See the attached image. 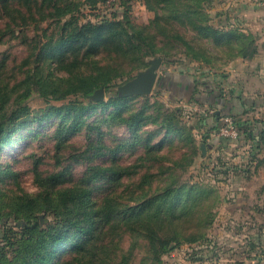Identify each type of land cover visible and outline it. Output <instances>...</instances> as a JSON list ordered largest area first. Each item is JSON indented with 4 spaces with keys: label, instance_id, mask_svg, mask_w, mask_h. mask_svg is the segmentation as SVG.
Masks as SVG:
<instances>
[{
    "label": "rangeland",
    "instance_id": "1",
    "mask_svg": "<svg viewBox=\"0 0 264 264\" xmlns=\"http://www.w3.org/2000/svg\"><path fill=\"white\" fill-rule=\"evenodd\" d=\"M213 3L214 0L204 4L211 17L210 23L217 26L222 23L228 24L229 20H220L215 17L216 10ZM12 6L20 8L19 0H14ZM157 13L150 9L146 0H105L96 7L81 4L74 12L81 23L102 22L107 19L130 20L136 26L145 28L146 33L152 36L157 52H153L151 46H144L139 50L137 55L141 57L139 59L142 62L141 65L133 60L122 63L113 62L106 53L97 56L100 59V65L105 66V70L112 69L119 76L113 80L116 84H113L110 92H114L140 71L148 68L150 61L156 57L162 58L159 74L164 66L169 72L193 75L219 88L217 86L219 78H224L227 72L226 66L230 60L225 62L219 55L221 62L215 63L217 61L215 55L212 57L215 64H210L202 58H196V54L186 46V40L195 47L201 48L199 54L207 52L202 50L204 47H207L210 52L216 53V50L212 48V44H208V41L199 37L198 32L194 30L193 22L168 20L167 14L172 12L168 10L165 12L161 7ZM42 16L43 14L39 13L35 17H29L30 20H15L13 16L6 15L0 9V114L25 105L38 109L48 103L55 106H64L72 102L77 106L87 103L80 91L66 92L74 87L78 72L97 70L91 62L87 64L88 66L83 64L77 67L71 66L75 71L74 74L57 66L55 74L64 82L62 92L65 93V97L61 99L47 100L37 91L23 99L24 95L18 91L16 83L25 77L28 63L33 64V55L37 53L42 42L59 35L60 25L64 21L54 20L50 15L42 19ZM199 21L196 20V22ZM47 61L49 62V59ZM143 62H145L144 67ZM53 65L56 67V64ZM199 88L198 90H203L202 86ZM98 90L100 89L96 91ZM171 93L168 88L154 87L150 94L137 96L127 101L125 116L135 115L140 111L144 114L137 139L124 121L109 117L102 122L100 116H107L113 110V105H109L106 111L99 106L91 114H85L84 119L89 122V125L64 135L66 137L61 141L57 130L61 116L58 115L49 118L41 126L38 123H31L14 131L8 138V143L0 147V217L5 214L10 216L0 219V252L5 251L7 256L13 257L18 244L24 237L25 232L17 225L18 220H16V217L24 216L26 211V209L20 210V196L39 195L44 188L42 183L45 178L54 173H61L64 180L58 188L77 184L86 173L88 176V168L91 165L100 163L103 167L113 165L116 170L121 169L126 173L122 179L115 177V180L110 181V178L100 177L95 182L99 190L94 199L102 197L104 190L101 188L109 182L111 186L108 195L114 196L112 201L117 207H124L128 203L133 204L135 196L139 198L142 192L151 193V187L152 190L157 186L166 188L172 183L185 186L197 183L211 184L221 197L220 202L213 209L215 217L212 223L203 229L204 233L208 232V240L172 244V247L162 254L160 262H156L149 254L147 241L143 237L135 242L136 234L128 232L129 230L125 228L121 229L120 232L125 233L121 239L117 240L122 252H126L128 256L131 255L130 259H123V264H214L219 261L224 264H231V262L239 264L238 258L243 251L237 252V250H242L241 247L247 241H234L233 237L248 234V227L241 229L236 227L238 220L246 221V216L243 220L235 218L231 222L230 218L223 216L217 218L215 212L222 202V196L229 195L231 191V185L228 183L231 182V178L238 175L237 165L239 168L241 163L245 169L248 166L247 161L252 156L250 141L240 140L228 148L212 144L226 116L218 120L215 129H209V125H203L201 121L205 117L208 120L212 119L214 112L212 108L198 100L187 102L186 98L172 96ZM229 117L233 118V121L236 120V117ZM71 118L72 116L66 119V124L71 122ZM239 118L242 119L243 116H238L237 119ZM167 119L172 120L173 125L180 130L179 133H169L160 150L148 152L145 145L146 138L152 136L151 144H157L163 140L166 128L162 122ZM204 136H209L207 142L204 141ZM99 138H101L100 141H98ZM101 143L111 148L119 144H124L121 146L126 147L117 153L115 164H112L113 152L104 156L100 155L99 158L91 161L92 151L99 148ZM202 143L206 144V154L201 148ZM107 150L108 148L105 151ZM169 166L173 169H168ZM243 167L241 173L247 175ZM36 170L39 171L38 176ZM146 176L149 179L146 182L151 183L152 186L147 185L145 189H141L140 183L145 181ZM32 214V219L39 218L44 228L55 226L62 218L61 213L45 208H37ZM219 223H221L220 226ZM221 226L223 228H219ZM218 232H222L220 236ZM113 243L115 241L112 240ZM133 243L135 245L130 247ZM230 257L235 258L230 261ZM121 259L122 257H119L113 264Z\"/></svg>",
    "mask_w": 264,
    "mask_h": 264
},
{
    "label": "trees",
    "instance_id": "2",
    "mask_svg": "<svg viewBox=\"0 0 264 264\" xmlns=\"http://www.w3.org/2000/svg\"><path fill=\"white\" fill-rule=\"evenodd\" d=\"M103 1L105 0H19L20 8L17 9L12 6L14 0H0V9L6 15L13 16L15 20H30L29 17H35L39 13L43 14L42 19L50 15L54 20H64L60 25L59 35L41 43L37 53L33 55V64L28 63L25 77L16 83L18 91L24 95L23 99L34 91L47 100L65 97V93L62 92L64 82L55 74L57 66L71 74L75 72L71 66L77 67L91 62L97 67V70L78 72L74 87L66 92L80 91L87 101L84 105L77 106L72 102L64 106H55L48 103L38 109L25 105L0 114V147L8 143V138L14 131L31 123H38L41 126L55 115L61 116L57 128L61 141L66 137L64 135L89 125L84 119L85 114H91L99 106L106 111L109 105H113V110L107 116H100L102 122L109 117L124 121L137 139V133L144 120L143 111L125 116V110L129 99L142 95L128 96L118 89L110 92L113 84H116L113 80L119 76L112 69L105 70V66L100 65L97 56L106 53L113 62L133 60L141 65L142 62L139 60L141 57L137 55L139 50L144 46H151L155 53L157 50L154 48L152 36L146 33L145 28L136 26L130 20L107 19L102 22L85 23L78 21L74 12L81 4L96 7ZM212 1L146 0L155 13L159 7L165 12L167 10L172 12L167 14L168 20L193 22L194 30L198 32L199 37L212 44V48L216 50V53L210 52L204 47L202 50L207 52L199 54L201 48L195 47L186 40V46L196 54V58H202L206 63L211 64L214 63L212 57L215 55L217 60L215 63L221 62L219 55L225 62L246 55L253 46V35L230 24L217 26L210 23L211 17L204 4ZM157 15L159 17L158 13ZM196 20L200 21L196 22ZM53 64H56V67ZM144 66L145 62H143ZM161 71L155 87L168 88L172 96L186 98L189 102L193 100L204 102L214 110L211 120L205 117L201 121V124L209 125V129H215L218 120L224 116L236 117L234 124L239 130V136L237 138L215 136L213 144L228 148L240 140H249L253 150L264 146V120L255 119L251 122L249 119H237L238 116L241 117L250 109L259 106L257 101L241 96L243 112L237 113L233 108L224 111L219 105L225 100L224 92L220 88L213 87L209 81L197 79L189 74L169 72L164 66ZM199 86L203 87L202 91L198 90ZM97 89H103L105 96L96 100L94 93ZM71 116V122L66 124V119ZM162 125L166 128L163 140L151 144L152 136L146 138L145 145L148 152L160 150L169 133L180 131L170 119L163 120ZM208 139L209 136H204L205 142ZM121 145L124 144L111 148L101 143L99 148L92 151L91 161L99 158L100 155L113 152L112 164H115L117 153L126 147ZM256 155H252L251 158ZM88 169V176L86 173L77 184L58 188L64 180L61 173H54L45 178L42 183L44 188L39 195L19 197L20 210L26 209V211L24 216L16 217V220H18L17 225L25 232L24 237L13 257L7 256L5 251L0 252V264H113L119 257L122 259L115 264H123V259L131 257L125 254L126 252H122L117 240L123 237L125 232H120L123 228L136 234L135 242L141 237L147 241L149 254L156 262L161 261L162 254L166 253L172 244L208 240V232L204 233L203 229L212 223L215 217L213 209L221 199L220 194L211 184L197 183L185 186L172 183L166 188L157 186L154 190L151 187V193L142 192L139 198L135 196L133 204L117 207L112 201L114 196L108 195L111 186L109 182L101 188L104 190L102 197L94 199L99 190L95 182L100 177L110 178V181L115 180V177L122 179L126 176L125 171L116 170L113 165L103 167L100 163L93 164ZM168 169L172 170L173 167L169 166ZM36 175H39L38 170ZM144 179L145 181L140 183L141 189H145L147 185L152 186L151 183L146 182L149 180L147 176ZM37 208L61 213L62 218L55 226L44 228L39 218L32 219V213ZM7 217H10L9 214L2 215L0 219ZM112 240L115 243L112 244ZM134 245L133 243L130 247Z\"/></svg>",
    "mask_w": 264,
    "mask_h": 264
},
{
    "label": "crops",
    "instance_id": "3",
    "mask_svg": "<svg viewBox=\"0 0 264 264\" xmlns=\"http://www.w3.org/2000/svg\"><path fill=\"white\" fill-rule=\"evenodd\" d=\"M213 4L217 19L229 20L230 26L254 37L249 52L231 60L226 66L224 78H219L216 85L223 90L225 99L219 105L224 111L233 108L237 113L243 112V96L260 104L250 109L243 118L251 122L255 119L264 120V0H214ZM252 155L256 156L247 161L246 169L241 163L239 168L237 165L238 175L228 183L231 191L229 195L222 196V202L216 211L217 218L223 216L230 218L231 222L235 218L243 220L246 216L245 222H235L238 229L249 228L248 234L233 237L234 241H247L241 247L242 250H237L243 251L238 258L239 264H264V146L252 149ZM242 167L247 175L241 173ZM221 233L218 232V236ZM230 258L233 261L235 257ZM214 264L224 263L219 261Z\"/></svg>",
    "mask_w": 264,
    "mask_h": 264
},
{
    "label": "water",
    "instance_id": "4",
    "mask_svg": "<svg viewBox=\"0 0 264 264\" xmlns=\"http://www.w3.org/2000/svg\"><path fill=\"white\" fill-rule=\"evenodd\" d=\"M161 62V57H156L152 59L148 68L140 71L134 78L128 80L126 83L119 86L118 91L128 96L134 94H150L153 91L156 81L158 79ZM94 95V98L96 99L103 98V89L96 91ZM201 148L203 150V153L206 154L205 143H202Z\"/></svg>",
    "mask_w": 264,
    "mask_h": 264
},
{
    "label": "built area",
    "instance_id": "5",
    "mask_svg": "<svg viewBox=\"0 0 264 264\" xmlns=\"http://www.w3.org/2000/svg\"><path fill=\"white\" fill-rule=\"evenodd\" d=\"M214 111V110H212ZM214 113V112H213ZM217 136H223L227 138H237L239 136V130L234 124L233 118L226 116L223 124L219 127Z\"/></svg>",
    "mask_w": 264,
    "mask_h": 264
}]
</instances>
